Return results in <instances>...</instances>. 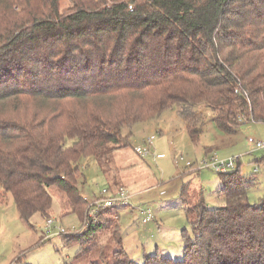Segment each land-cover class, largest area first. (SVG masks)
<instances>
[{"label":"trees","instance_id":"trees-1","mask_svg":"<svg viewBox=\"0 0 264 264\" xmlns=\"http://www.w3.org/2000/svg\"><path fill=\"white\" fill-rule=\"evenodd\" d=\"M77 2L61 11V0H0V199L12 196L30 227L36 214L51 218L53 188L83 220L81 161L93 159L115 191L114 154L132 147L124 130L175 105L193 142L202 128L187 108L197 104L229 136L264 124V0ZM241 166L218 174L224 206L202 198L185 208L183 259L156 253L144 264H264V199L251 204L254 176ZM118 211L101 209L81 236L62 235L79 247L64 264H137Z\"/></svg>","mask_w":264,"mask_h":264},{"label":"rangeland","instance_id":"rangeland-1","mask_svg":"<svg viewBox=\"0 0 264 264\" xmlns=\"http://www.w3.org/2000/svg\"><path fill=\"white\" fill-rule=\"evenodd\" d=\"M76 1L61 0V11L71 10ZM95 1L78 0L77 3L93 7ZM181 107L175 105L155 120L126 128L125 134H133L132 147L118 150L113 157L110 176L115 177H112L115 187L112 185V189L123 187L133 196L118 212L125 251L137 264H144L146 256L156 253L181 261L183 232L187 230L192 235L185 208L198 204L202 198L211 209L224 206L216 194L223 186L219 175L211 170L187 168L184 162L177 164L181 157L194 166L214 155L218 159L240 158L241 175L254 176L248 190L251 204H259L264 199V163L256 162L264 159V150H257L250 142V139L264 142V124L244 123L236 134L229 136L215 124V111L197 104L187 108L190 119H197L202 128L197 142H193ZM151 137H155L151 152L162 154L161 159L141 158L134 151L144 147ZM207 150H210L208 154ZM80 166L84 174L80 190L88 200V211L103 190H108L109 184L93 159H83ZM185 186L189 189L188 199L182 193ZM50 192L53 195L51 218L57 220L54 227L64 229L70 234L67 236H81L87 229V212L83 220L76 214H68L63 195L54 188ZM149 211L153 219L145 224L143 218ZM46 221L36 214L31 218L30 227L21 220L12 196L0 199V264H64L72 260L79 247L65 246L61 236L48 235L44 229Z\"/></svg>","mask_w":264,"mask_h":264},{"label":"built area","instance_id":"built-area-1","mask_svg":"<svg viewBox=\"0 0 264 264\" xmlns=\"http://www.w3.org/2000/svg\"><path fill=\"white\" fill-rule=\"evenodd\" d=\"M155 137H151L148 140V147H137L135 148V152L141 157L146 158L153 156L155 160H158L161 156L157 154H153L151 152V147L153 146ZM250 142L255 145L257 150H264V142L254 141L250 139ZM240 158H229V159H218L217 155L211 156L209 158L204 159L198 165L193 166L190 162H186L185 158L181 157L180 160H177L176 163L184 162L188 167H196L198 170H211L217 174H226L227 172L234 171L237 168L238 162ZM116 191L103 190L101 197L92 202L90 205V209L87 211V220L85 221L86 226L89 225L90 220H96L97 214L101 209L104 208H112V207H122L126 206L129 199H132L133 196L129 195L127 190L123 187L115 189ZM153 215L151 212H147L146 216L143 218V223L147 224L152 221ZM56 219H47L45 223V231L48 235L52 236H62V235H70L66 233L64 229L61 227H54L56 224ZM84 223V225H85ZM53 231H55L54 234ZM48 235L46 237H48Z\"/></svg>","mask_w":264,"mask_h":264},{"label":"crops","instance_id":"crops-1","mask_svg":"<svg viewBox=\"0 0 264 264\" xmlns=\"http://www.w3.org/2000/svg\"><path fill=\"white\" fill-rule=\"evenodd\" d=\"M157 155H160V156H161L159 159H161V158L163 157V155H162V154H157Z\"/></svg>","mask_w":264,"mask_h":264}]
</instances>
